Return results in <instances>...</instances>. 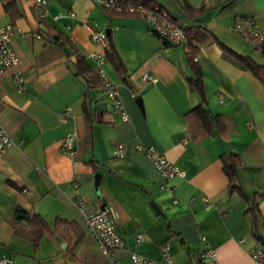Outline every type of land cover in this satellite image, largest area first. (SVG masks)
Returning <instances> with one entry per match:
<instances>
[{"label":"crops","instance_id":"crops-1","mask_svg":"<svg viewBox=\"0 0 264 264\" xmlns=\"http://www.w3.org/2000/svg\"><path fill=\"white\" fill-rule=\"evenodd\" d=\"M9 1L20 18L11 24L0 0V24L12 25L17 58L0 79V123L13 142L0 158V259L132 264L129 253L135 252L164 264L161 246L166 244L172 264H253L251 251L260 247L264 252V246L256 244L245 211L257 207V232L264 238V85L225 58L219 45L264 66L261 44L231 29L237 17H250L264 29V0H151L190 30L198 46L195 61L205 105L189 91L193 73L186 47L169 45L139 17L89 0H48L49 14L39 21L30 0ZM69 11L73 18L65 17ZM89 28L105 33L123 66L119 75L106 60L103 70L126 121L110 107L101 87L88 92L91 117H85L86 83L76 76V56L48 35L50 30L62 35L96 73L94 63L82 56L101 51L90 40ZM13 73L24 80L22 94L16 92ZM144 74L153 75L156 83L144 81ZM200 106L209 126L217 118L212 133L190 115ZM70 135L73 149L68 152L61 143ZM118 144L125 146L120 158L112 155ZM145 147L156 148L184 177L164 183L145 157ZM231 155L237 157L238 184L248 202L229 193L221 158ZM100 206L110 210L125 243L111 259L85 226ZM17 209L39 215L50 229L36 248L8 225ZM56 221L74 223L82 237ZM205 250L214 251L215 262L199 259Z\"/></svg>","mask_w":264,"mask_h":264},{"label":"built area","instance_id":"built-area-1","mask_svg":"<svg viewBox=\"0 0 264 264\" xmlns=\"http://www.w3.org/2000/svg\"><path fill=\"white\" fill-rule=\"evenodd\" d=\"M36 18L39 21L44 20L49 12L47 8L48 0H30ZM94 6L109 10L118 14H128L139 17L144 20L151 28L152 32L163 39L166 43L172 46L186 47L187 28L176 23L168 13L160 6L152 4L147 6L142 3L145 0H89ZM151 1V0H146ZM67 18H73L72 12L65 14ZM54 17V19H57ZM231 29L234 33L243 39L261 44L264 42V29H261L255 21L250 17H237L231 23ZM13 27L11 24H0V79L7 73L11 72L17 64L12 47ZM89 37L92 43L101 48L100 52H83L84 59H89L94 63L96 74L101 80L102 93L108 100L110 107L115 111L120 112L121 119L127 120V115L122 109L120 102L117 100L115 88L108 80L103 66L106 62L105 52L108 49V41L104 32L96 31L89 28ZM198 48L197 45H195ZM187 49V48H186ZM18 94L23 93L24 80L23 78L13 73L11 75ZM142 79L150 84L156 83V78L153 75L144 74ZM220 102L221 99H220ZM13 146L10 135L0 123V158L2 155ZM140 146L135 149L140 150ZM61 149L71 152L73 149V136H67L61 143ZM114 157L120 158L125 156V146L118 144L112 151ZM145 157L151 162L156 173L164 183H169L175 178H183L184 172L174 164L169 162L164 155L154 147L144 148ZM85 226L88 233L95 239L101 252L111 259V255L115 251L124 250L125 243L117 228L116 220L112 216L110 210L106 206H100L85 219ZM143 241V236L138 234L135 238L136 244ZM161 257L164 264H172L168 245L161 246ZM129 259L132 264H159V262L149 260L135 252L129 253ZM200 260H206L209 263L216 261V255L212 250H205L199 253ZM251 259L253 264H261L264 261V252L260 247H256L251 251ZM0 264H12L10 259H0ZM110 264H113L111 261Z\"/></svg>","mask_w":264,"mask_h":264},{"label":"trees","instance_id":"trees-1","mask_svg":"<svg viewBox=\"0 0 264 264\" xmlns=\"http://www.w3.org/2000/svg\"><path fill=\"white\" fill-rule=\"evenodd\" d=\"M3 10L5 13L9 15V19L11 24L20 18V14L16 11V8L12 2L9 0H3ZM143 4L147 6H151V1H142ZM202 10L196 11V13H200ZM122 15V14H120ZM128 15V14H123ZM129 16V15H128ZM134 16V15H131ZM136 17V16H135ZM190 30L186 31V48H187V60L188 65L193 73V78L188 80V87L191 93H196L200 99L202 105L206 104L204 88H203V77L200 67L197 65L195 61L196 56L198 55V48L195 47L196 43L190 38L189 34ZM49 38L51 42L57 44L60 47L69 46L76 56L75 70L76 76L83 78L86 83V91L84 94V100L82 104L83 114L87 119L91 117V110L89 106L88 100V92L90 90H96L101 87L102 83L99 79L98 75L91 71V69L84 63L83 59L79 56L78 51L72 46V44L66 40L62 35L55 33L54 31H48ZM109 47L105 52L106 60L113 66L114 70L119 74H124V69L122 64L120 63L113 46L108 43ZM222 55L236 64L243 70L249 71L262 85H264V66L256 64L254 61L242 57L235 52L227 49L226 47L219 45ZM261 55L264 57V42L260 45ZM190 115H193L200 126L203 128L206 134L212 133L211 130L213 127L217 126V118H214V125L209 126V122L207 120L204 109L200 106L195 110L191 111ZM223 163V173L226 176L229 183V193L236 194L245 202H248V198L244 191L238 184V176H237V157L236 156H228L221 158ZM245 214L250 216V227L252 230V236L258 246H264V238H262L258 232V210L255 205L251 206L249 209L245 211ZM63 225L66 230H73L76 233L77 239H80L82 235L78 233V229H76V225L74 223H67L64 221H56V225ZM8 225L13 230V233L16 236H21L30 240L34 247L36 248L39 241L44 235L50 233V229L47 224L43 221V219L37 214H30L21 209H17L14 217L8 222ZM169 232L174 235V232L168 227ZM27 230V231H26Z\"/></svg>","mask_w":264,"mask_h":264},{"label":"water","instance_id":"water-1","mask_svg":"<svg viewBox=\"0 0 264 264\" xmlns=\"http://www.w3.org/2000/svg\"><path fill=\"white\" fill-rule=\"evenodd\" d=\"M137 104H138V105H140V103H139V102H137ZM152 207H153V209H155V210L157 211V209H156L154 206H152Z\"/></svg>","mask_w":264,"mask_h":264}]
</instances>
